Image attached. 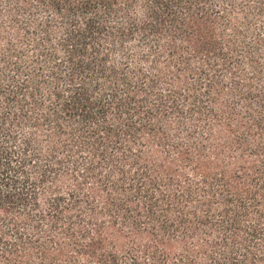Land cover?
<instances>
[{"label": "trees", "instance_id": "16d2710c", "mask_svg": "<svg viewBox=\"0 0 264 264\" xmlns=\"http://www.w3.org/2000/svg\"><path fill=\"white\" fill-rule=\"evenodd\" d=\"M0 264H264V0H0Z\"/></svg>", "mask_w": 264, "mask_h": 264}]
</instances>
